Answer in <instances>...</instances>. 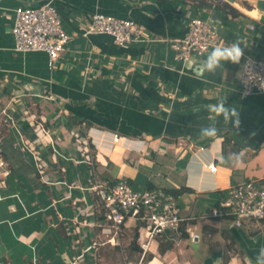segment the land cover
I'll return each instance as SVG.
<instances>
[{
	"label": "crops",
	"instance_id": "1",
	"mask_svg": "<svg viewBox=\"0 0 264 264\" xmlns=\"http://www.w3.org/2000/svg\"><path fill=\"white\" fill-rule=\"evenodd\" d=\"M47 1L73 36L52 65L43 51L13 49L12 10ZM226 1L242 14H214L182 1L0 0V125L7 127L0 136L6 161L0 174V264H101L107 259L101 251H86L82 259L84 247L100 235L112 253L125 254L137 231L141 247L147 240L141 223L127 219L115 235L99 218L100 190L120 180L139 189L181 191L184 221L176 248L160 253L153 239L151 258L141 261L142 251L131 250L139 264H264V255L256 256L264 247V220L238 227L210 215L228 187L248 179L264 182V94L240 89L245 57L264 56V18ZM257 8L264 13V4ZM96 13L134 20L145 34L125 46L108 34H86ZM197 15L211 22L223 44L239 40L238 62L205 71L202 61L212 49L176 59L171 41L184 37ZM219 97L236 110L238 123L210 111ZM213 125L216 136L200 135ZM74 127L92 138L91 163L70 161L79 153ZM61 153L68 157L62 175L56 172ZM39 159L52 173L40 169ZM211 161L215 172L206 166ZM191 231L199 233L198 241L190 239Z\"/></svg>",
	"mask_w": 264,
	"mask_h": 264
},
{
	"label": "built area",
	"instance_id": "2",
	"mask_svg": "<svg viewBox=\"0 0 264 264\" xmlns=\"http://www.w3.org/2000/svg\"><path fill=\"white\" fill-rule=\"evenodd\" d=\"M11 18L13 49L16 52L43 51L47 53L51 65L68 50L73 40L52 1L35 7L17 6L12 10ZM145 31L146 27L134 20L96 13L86 34H108L113 37L115 43L125 46L142 39ZM222 44L218 30L202 15L189 20L188 31L184 37L171 41L175 57L181 62L193 57H202L210 49ZM240 89L243 94H264V56L245 57L240 71ZM2 112L7 113L6 109H2ZM77 130L81 128L77 127ZM113 140H119L117 133L113 135ZM190 147L204 148L202 145L193 144ZM87 160L91 163L90 157ZM206 166L210 171H216L214 161ZM5 167L6 161L0 154V174L4 173ZM92 189L98 190L99 186L94 185ZM99 193L103 199L104 214L101 221L115 235L121 232L127 219H134L146 229L147 240L141 244V261L145 259L151 240L157 239L166 231L181 234L184 217L179 198L174 192L162 188L139 189L127 181L120 180L108 185ZM210 215L230 219L238 227L249 222L263 221L264 182L248 179L228 187ZM199 238V233L190 232L193 242Z\"/></svg>",
	"mask_w": 264,
	"mask_h": 264
},
{
	"label": "rangeland",
	"instance_id": "3",
	"mask_svg": "<svg viewBox=\"0 0 264 264\" xmlns=\"http://www.w3.org/2000/svg\"><path fill=\"white\" fill-rule=\"evenodd\" d=\"M243 3H244V6H241V5L240 6L244 7V8L255 7V6L261 7L264 4V0H243ZM257 7H255V8H257ZM247 9H252V8H247ZM0 114H1V112H0ZM6 128H7L6 124L4 122H2V124L0 125V136L5 133ZM74 128L75 129L72 131V137H73L72 143H73V146L77 147V152H79V153H77L74 156L71 155L70 161H73L75 163H81V162L86 161V159H88L87 155L90 152V144H93V142H91L92 138L90 140L89 134L84 128L80 127L81 130H77L76 127H74ZM80 131L82 133H80ZM35 151L40 153L39 150L35 149ZM62 152L65 153V151H62ZM54 153H58V152L54 151ZM63 153H61V156H60L61 160H59L60 161L59 164L64 163V161H66V159H68V157L65 158L66 157L65 155L63 156ZM37 156L40 157L41 154H37ZM39 161H40V169H42L43 172H45V174L52 173V170H51L52 168L50 165L41 164L42 159H39ZM62 168H65V169L63 170ZM66 169H67V167L65 166V164H61V167H59V171L57 169L56 172L57 173L59 172V174L62 175L63 173H66V171H67ZM82 222H84V221H82ZM89 222H91V221L87 220V223H89ZM94 238L96 241H94L91 245L84 247V254L86 251L88 253L89 251L93 252V250H95V254H99L98 252L101 251L103 255L107 256V259L105 258V259H102L100 261L101 264H128L127 261H131L132 263H130V264H139L140 263L137 261L138 260L137 259L138 254L132 253L131 249L126 248L125 254H120V253L117 254L116 252L112 253L110 245L103 242L105 240L104 237H102L100 235V237L96 236ZM92 252H90V253H92ZM92 254H94V253H92ZM86 256L87 255L85 254L82 259H85Z\"/></svg>",
	"mask_w": 264,
	"mask_h": 264
},
{
	"label": "clouds",
	"instance_id": "4",
	"mask_svg": "<svg viewBox=\"0 0 264 264\" xmlns=\"http://www.w3.org/2000/svg\"><path fill=\"white\" fill-rule=\"evenodd\" d=\"M242 56V48L239 40H232L226 44L218 45L208 53L207 57L202 61V67L205 71H214L221 67L225 61L233 63L238 62ZM210 111L222 116L225 121L231 120L238 123L237 112L234 108H229L225 103V98H217ZM216 126H205L200 129V135L204 137H214L217 135ZM264 255V247H261L256 256Z\"/></svg>",
	"mask_w": 264,
	"mask_h": 264
},
{
	"label": "trees",
	"instance_id": "5",
	"mask_svg": "<svg viewBox=\"0 0 264 264\" xmlns=\"http://www.w3.org/2000/svg\"><path fill=\"white\" fill-rule=\"evenodd\" d=\"M159 1H162V2H173V1L190 2L197 8L211 9L214 12V14L225 12L226 14H230L233 17H237L242 14V12L238 8H236L235 6H233L231 3H229L226 0H159ZM174 193L178 195L179 193H181V191H174ZM99 218H103V217H99ZM185 235L186 233L183 232L182 236H185ZM137 237H138V232L136 231L135 237L133 241L131 242L130 248L133 251L141 252L142 248L137 243ZM157 239L159 241L160 253H164L167 250L176 248V241H175L176 233L166 231L162 233L161 235H159ZM115 248L117 247L115 246ZM151 257H152L151 254H147L145 256V260Z\"/></svg>",
	"mask_w": 264,
	"mask_h": 264
},
{
	"label": "bare ground",
	"instance_id": "6",
	"mask_svg": "<svg viewBox=\"0 0 264 264\" xmlns=\"http://www.w3.org/2000/svg\"><path fill=\"white\" fill-rule=\"evenodd\" d=\"M230 1L237 7H240L242 10H244V12L248 14L253 15L254 17H258V18H264V13H262L260 8L247 9V8L241 7L240 4L236 0H230Z\"/></svg>",
	"mask_w": 264,
	"mask_h": 264
},
{
	"label": "water",
	"instance_id": "7",
	"mask_svg": "<svg viewBox=\"0 0 264 264\" xmlns=\"http://www.w3.org/2000/svg\"><path fill=\"white\" fill-rule=\"evenodd\" d=\"M211 23V22H210Z\"/></svg>",
	"mask_w": 264,
	"mask_h": 264
}]
</instances>
